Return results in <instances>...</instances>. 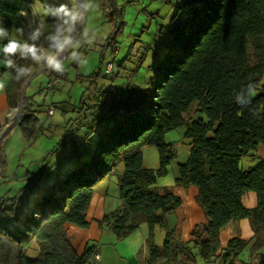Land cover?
I'll list each match as a JSON object with an SVG mask.
<instances>
[{
    "label": "trees",
    "instance_id": "1",
    "mask_svg": "<svg viewBox=\"0 0 264 264\" xmlns=\"http://www.w3.org/2000/svg\"><path fill=\"white\" fill-rule=\"evenodd\" d=\"M32 1L0 0V26L9 32L23 28L25 33V24L17 14ZM178 11L184 15L177 21L178 12L172 19L164 50L151 66L148 88L128 89L123 94L124 114L102 119L106 123L99 126L95 149L87 160L77 157L59 169L51 186L42 189L41 197L32 195L20 214L17 198L22 192L17 198L0 197V264H88L97 255L94 247L87 246L79 256L65 226L89 227L86 212L94 187L119 163L123 167L118 178L122 206L105 215L100 225L110 227L121 240L134 233L140 223H146L149 263L155 261L160 250L154 244V229L166 228V216L180 207L181 200L169 188L159 193L154 185L174 159L164 135L182 126L190 149L186 162L178 166L175 184L197 189L207 220L204 239L199 243L201 258L209 261L216 257L219 234L230 222L250 219L256 233L264 232V160L247 169L242 165L243 157L255 152L259 144L264 147V0H186ZM14 77L11 69L5 87L11 107L25 82ZM101 77L99 67L91 83L96 85ZM249 83L256 89L251 103ZM28 100L24 94L18 120L26 140L35 136L38 123L26 107ZM195 102L203 117L187 122L184 115ZM100 119L93 118L92 126ZM147 145L157 148L156 169L143 165L142 149ZM247 192L257 196L255 209L242 205L241 198ZM172 241L167 233L162 247L167 259L181 252V245ZM34 242L39 254L29 258L25 252ZM243 246L238 238L232 239L227 252L237 255ZM262 246L264 240L257 237L251 253Z\"/></svg>",
    "mask_w": 264,
    "mask_h": 264
},
{
    "label": "rangeland",
    "instance_id": "2",
    "mask_svg": "<svg viewBox=\"0 0 264 264\" xmlns=\"http://www.w3.org/2000/svg\"><path fill=\"white\" fill-rule=\"evenodd\" d=\"M7 1L11 2V0ZM33 2L39 21L42 24L49 23L50 18L47 20L46 14L48 6L46 0H34ZM61 2H67V0ZM98 4L99 6L88 14L85 24L81 27V32L86 33L92 41L88 43L87 40H84L79 48L85 62L77 64L66 60L65 72L63 75H59L61 82L51 90L46 89V84L52 76L50 71H48L49 75L41 73L33 77L40 70L36 66L33 68L32 78L22 85V94L18 97L19 103L20 98L23 101L25 94L26 97L33 99L36 105L37 111L34 116L38 119V123L35 126V136L29 140L24 139L19 125L7 133L4 129L0 134V157L6 155V161L3 159L6 162L5 169L0 170V178H3L1 176L4 175V178L0 179V197L6 195L8 198H17L18 194L22 192L17 198L20 202L19 214L21 209L26 208L32 195L41 197L42 189L51 186L53 175L59 169L69 166V162L77 157L80 160H87L89 154L94 151L99 137L97 133L99 126L106 122L100 119L96 126H92L91 122L93 118L99 120L97 115H99V111L105 109L104 103L108 99V89L111 86L124 95L128 89L143 91L148 88L152 77L151 66L156 63L164 50L173 17L179 12L178 21L184 15V12L178 10L186 4V0H98ZM15 32H12L10 38L24 39V36L18 32L15 34ZM111 38L116 39L117 42L118 53L114 58L102 48L105 42ZM20 62L23 61L20 60ZM107 62L113 64V76L103 73ZM99 67L102 70V77L94 85L91 83V76L98 72ZM2 82L4 83V80ZM127 102L128 99H126ZM85 107H90V109L83 110L82 108ZM50 108L53 109L52 115L48 114ZM20 109H22V102L21 107L18 104L12 115L11 123L13 125L18 124L17 116ZM200 116L202 115L199 114L195 102L184 115V119L188 122ZM0 120L3 123L6 120L3 111H0ZM92 127L93 129H91ZM184 131L185 126H182L165 133L164 140L171 146L174 159L167 168L166 174L157 178L156 186H159L160 183L167 188L173 186L175 166L186 162L190 140L185 138ZM68 132L70 134L67 135ZM61 142L64 143L60 145ZM68 154L72 155L70 159L65 157ZM252 154L256 157L252 164L254 167L264 160V147L259 144ZM142 156L145 168H158L159 157L155 146H144ZM1 158L0 169H2ZM121 168L123 167L120 166ZM27 172L30 173L29 176L33 177L31 180L29 177L27 181H23L22 178H25ZM102 181L98 184L101 183L99 188L102 186L103 191H100L99 188L93 190L95 195L86 212L89 227L81 229L70 224L65 226L69 242L79 256L83 254L87 246L90 248L98 246L99 254L103 255L106 250L110 249L116 256L124 258L126 263L140 264L142 263L141 246L139 251L134 254L135 248H133V252L127 250L123 240L112 245L107 234L97 230L95 220L101 218L103 210L112 208L110 209L112 211L121 206L116 175L110 174V178L107 176L106 181ZM190 187L191 190L187 194L188 200L181 195V200L184 201L182 214H186L188 209L187 221L203 222L205 216L202 208L194 200V192L197 195V189L194 186ZM33 188L35 189L31 190ZM188 203H190L189 207ZM191 206L194 207V210L191 209ZM135 219L136 222H139V219ZM140 234V232L133 234L130 239L135 241ZM196 245L193 243L187 254L175 258L173 261L169 259L167 262L166 260L163 264H192L196 257L195 252L192 251ZM182 247L183 245L180 246V248ZM25 254L29 258H36L39 254V246L35 242L32 243ZM116 256L113 257L110 264H124ZM149 259L150 254L146 260L147 264H150ZM103 260L105 261L106 258L104 257ZM98 263L99 260H97Z\"/></svg>",
    "mask_w": 264,
    "mask_h": 264
},
{
    "label": "crops",
    "instance_id": "3",
    "mask_svg": "<svg viewBox=\"0 0 264 264\" xmlns=\"http://www.w3.org/2000/svg\"><path fill=\"white\" fill-rule=\"evenodd\" d=\"M48 18H50V17L47 16V20H48ZM51 22L52 21L50 18L49 23L47 22V24L50 26ZM12 32H9V34L12 35ZM16 33H17V31L15 32V34ZM2 42H4V41H2ZM2 42H0V47H1ZM0 70H4L3 73H1V71H0V81L4 80V85L6 87L8 81H9V78H10L11 69L6 68L4 63L0 62ZM41 73L48 74V71L40 69L35 73V75L33 77H36L37 75H39ZM50 74H51V72H50ZM5 87H4L3 91H0L1 92V94H0V106H1L0 111H3L5 114V117H6V120L4 121V123L2 122V120H0V134L3 132L4 129H6L5 132L7 133V132L11 131L13 127L18 125V124L13 125L11 123V118H12V115L15 111V108L19 104V100L15 103V106H13V107L9 106V103H8L7 97H6ZM96 90L100 92V90H98V89H96ZM21 91H22V87L20 89V94H21ZM104 104H105V108H106L107 101ZM26 107L33 114L35 113V111H37L35 102L31 98H29V100L27 101ZM189 147H190V143H189ZM3 159L6 161V155H4L1 158L2 169H0V170H2V171L5 169V165H6V162L3 161ZM255 159H256V157L252 153H249L247 156L243 157L242 158V165H243L244 169L252 167V164L254 163ZM179 165H181V163L177 164L175 166V169H174L175 170L174 177H173L174 185L171 187H168V188L170 189V191L173 194L178 196L180 198V200L182 198L181 195L185 196L188 200L189 197L187 194L191 190L190 189L191 187L190 186L189 187H180V186H176V184H175V181L178 178V166ZM120 166H122L121 163L117 164L115 169L111 173V175L115 174L116 177L119 178L123 172V168L120 169ZM29 175H30V173L27 172V175L25 176V178H22V180L27 181L29 177L31 180L32 179L31 177H33V176H29ZM1 177L4 178V175H2ZM3 178H0V179H3ZM109 178H110V175H109ZM103 180L104 181H102V182H105L106 178ZM156 184L154 185V189L156 191H158L159 193L162 191L163 188H167V186H162L163 185L162 183H160L159 186H156ZM100 185H101V183H100ZM100 185L97 184L94 187V190H95V188H99ZM102 189L103 188L101 186L99 188V190L103 191ZM185 193H186V195H185ZM94 195L95 194H93V196L91 198V202L93 200ZM194 200L196 201L197 205L200 206V202L198 199V193L196 195L194 192ZM91 202H90V204H91ZM183 202L184 201L181 200L180 207L177 208L175 211L169 213L166 216V228L162 229V228L156 227L154 229V244L160 250V254H159L158 258L155 261L151 262L150 264H163L164 261H166V260L168 262L169 259H171L173 261L175 258H178V257L180 258V256H182L183 254H187L189 252L190 247L193 243H195L197 245L195 246L194 250L192 251V252H195V254H196L195 262L193 260L192 264H264V246H262L261 248H259L255 252L251 253V247H252L253 243L256 241L257 237L264 240V232L256 233L253 226H252L250 219H241V220L233 221V222H230L229 224H227L221 230V232L219 234V248L217 249L216 257L211 258L209 261L203 260L199 254V245L198 244L201 240L204 239V230L206 229V226H207L206 217L204 218L205 220L203 222H197L196 220H193L191 222H189V220L187 221V215L186 214H189V211L187 209V211H186L187 213L182 214L183 213V211H182L183 210V204H184ZM241 202H242V205L246 209H250V210L255 209L257 207V196L254 192H247L242 196ZM90 204H89V206H90ZM105 204H106V202H105ZM189 204L190 203L187 204L188 207H189ZM121 206H122V201H121ZM121 206L119 208L113 209L112 211H110V209H112V208H110L109 210H106L107 208H105L103 210V215L101 216V218H97V220H95L97 223V230H99L101 233L107 234V238H109V240L112 241V245H116L117 242L119 241V239H117L112 234L110 227L105 226V225L101 226L100 221L106 214L108 215L114 211L121 209ZM88 209H89V207H88ZM191 209L194 210V207L191 206ZM203 213H204V211H203ZM204 216H205V214H204ZM138 232L141 233L140 236L136 237L135 241H132V239H130V237L133 234H137ZM167 233L171 235V238L173 239V241H172L173 245H176V244L183 245V247L181 248V252H176V254H171V256L168 259L163 254V251L161 248V247H163L164 240H165ZM147 234H148L147 224L142 222L139 224L138 229L134 233H132L131 235L127 236L124 239H121L125 243V248L127 250L133 252V248H135L134 254H136L135 252L139 251V248L141 246L140 249L142 252V258H141L142 263H140V264H147L146 260H147V257H149V253H148L147 247L145 245V240L147 238ZM185 235H187V236L185 237ZM235 238H238L239 240H241L244 243L243 249L239 253H237V255L234 254L235 251L227 252L228 243L232 239H235ZM99 249L100 248L98 246L94 247V252L100 257L98 264H102V263L110 264V263H112V259H113V257L115 258L116 255L110 249H108V251L106 250L103 255L99 254V252H98ZM129 251H127V252H129ZM104 257L106 258L105 261L103 260ZM116 258L121 259L122 263L128 264V263H126V260H124V258H122L121 256L117 255ZM160 260H162V262H160ZM178 261H179V259H178Z\"/></svg>",
    "mask_w": 264,
    "mask_h": 264
},
{
    "label": "clouds",
    "instance_id": "4",
    "mask_svg": "<svg viewBox=\"0 0 264 264\" xmlns=\"http://www.w3.org/2000/svg\"><path fill=\"white\" fill-rule=\"evenodd\" d=\"M98 6V0H67L55 7L48 5L46 14L51 18V26L39 21L34 25L30 23V31L26 35L23 28L17 29L24 36L23 40L10 38L7 28L0 26V41H7L0 47L5 67L14 71L16 81L26 82L32 78L34 66L63 75L66 60L83 64L85 60L79 48L84 40L88 43L92 41L86 33L81 32V27L88 14ZM21 14L26 15L23 12ZM20 60L30 63L21 64L18 62ZM4 87V83L0 81V91ZM247 87L248 103H251L256 89L251 83ZM237 98L240 99L239 96ZM99 259L97 256V260Z\"/></svg>",
    "mask_w": 264,
    "mask_h": 264
},
{
    "label": "built area",
    "instance_id": "5",
    "mask_svg": "<svg viewBox=\"0 0 264 264\" xmlns=\"http://www.w3.org/2000/svg\"><path fill=\"white\" fill-rule=\"evenodd\" d=\"M48 5H52L53 7L59 5L61 0H46ZM26 13V15H22L21 13ZM35 13V14H34ZM17 16L24 22L25 24V35L28 31H30V23L34 25L37 21H39V16L37 15V11L34 5V2H27L23 8L18 12ZM40 22V21H39ZM104 51L109 52L110 56L114 58L117 53V42L116 39H109L105 42V44L102 47ZM52 76L48 80L46 84V89L51 90L55 86H57L61 82V78L59 74L51 72ZM104 75L107 76H113L114 75V69L112 62H107L105 64V69L103 71ZM126 110V104L123 99V93L112 86L108 89V99H107V106L105 109L99 111V118H113L117 119L121 117ZM48 114H53V109L50 108L48 110ZM70 134V132L67 133V135ZM97 256L95 255L88 264H97Z\"/></svg>",
    "mask_w": 264,
    "mask_h": 264
},
{
    "label": "water",
    "instance_id": "6",
    "mask_svg": "<svg viewBox=\"0 0 264 264\" xmlns=\"http://www.w3.org/2000/svg\"><path fill=\"white\" fill-rule=\"evenodd\" d=\"M21 94H22V92H21ZM21 102H22V99L20 98V107H21ZM20 114H21V109L19 110V114H18V116H17V121H18V119H19V116H20Z\"/></svg>",
    "mask_w": 264,
    "mask_h": 264
}]
</instances>
